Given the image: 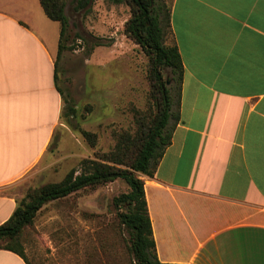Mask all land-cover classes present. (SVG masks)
Returning a JSON list of instances; mask_svg holds the SVG:
<instances>
[{
  "label": "crops",
  "instance_id": "obj_1",
  "mask_svg": "<svg viewBox=\"0 0 264 264\" xmlns=\"http://www.w3.org/2000/svg\"><path fill=\"white\" fill-rule=\"evenodd\" d=\"M170 7L178 120L154 175H140L158 260L264 264V0ZM60 34L40 0H0V225L56 149ZM0 264L27 263L0 250Z\"/></svg>",
  "mask_w": 264,
  "mask_h": 264
},
{
  "label": "rangeland",
  "instance_id": "obj_2",
  "mask_svg": "<svg viewBox=\"0 0 264 264\" xmlns=\"http://www.w3.org/2000/svg\"><path fill=\"white\" fill-rule=\"evenodd\" d=\"M164 1L170 7L172 0ZM66 3L69 49L58 62V86L66 100V111L74 108L76 113L63 117L56 149L44 165L49 167L35 177L24 195L61 182L84 159L98 160L113 152L122 135L135 137L139 121L153 119L158 111L152 61L125 32L131 7L93 0L86 12L75 11L74 0ZM169 31L167 27L166 45H171ZM97 38L102 46L95 45ZM163 74L167 87H175L170 69ZM83 131L96 136L94 144ZM128 191V185L119 179L46 204L21 236L28 262L98 264L101 240L104 248L116 251L115 256L124 261L120 264H129L123 236L107 228L117 221L114 198ZM99 228L102 232L98 235Z\"/></svg>",
  "mask_w": 264,
  "mask_h": 264
},
{
  "label": "trees",
  "instance_id": "obj_3",
  "mask_svg": "<svg viewBox=\"0 0 264 264\" xmlns=\"http://www.w3.org/2000/svg\"><path fill=\"white\" fill-rule=\"evenodd\" d=\"M114 4L131 7V18L126 23V34L149 56L158 111L153 119L143 118L135 137L121 136L113 152L87 158L77 168L71 169L59 183L47 184L29 191L19 203L11 217L0 225V250H7L20 256L27 264L28 259L21 236L27 227L34 224L40 210L48 203L67 199L76 193L123 180L129 191L115 197L116 222L108 225V230L121 234L124 238L129 264H164L158 260L152 223L149 215L144 181L140 175L153 176L166 148L171 144L174 131L173 121H177L175 105L179 104L180 86L184 74L183 61L176 45H166V28H170L171 7L164 0H106ZM47 17L60 23L61 34L59 56L69 47L66 45L70 19L66 14V0H40ZM93 0H74V10H91ZM96 46H102L96 39ZM56 62V71L58 68ZM170 69L175 87L168 88L163 72ZM57 81V74H56ZM63 117L71 118L76 110L70 108ZM83 136L92 144L96 136L83 131ZM102 228L96 233L101 234ZM100 240L101 254L98 264H120L116 251L104 248Z\"/></svg>",
  "mask_w": 264,
  "mask_h": 264
}]
</instances>
